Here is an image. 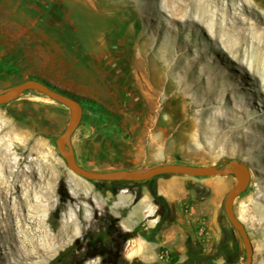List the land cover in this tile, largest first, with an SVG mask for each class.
Segmentation results:
<instances>
[{
    "label": "rangeland",
    "instance_id": "obj_1",
    "mask_svg": "<svg viewBox=\"0 0 264 264\" xmlns=\"http://www.w3.org/2000/svg\"><path fill=\"white\" fill-rule=\"evenodd\" d=\"M259 66L263 72L264 0H0V92L35 79L78 101L83 113L71 144L82 167L248 165L249 185L233 209L251 242V264H264ZM68 117L66 107L33 91L0 106L8 205L25 196L40 203L35 217L50 239L39 258L23 263L12 240L0 243V264L245 263L223 208L234 176H184L186 198L163 221L151 198L136 225L152 237L147 242L122 225L120 199L140 200V185L95 184L67 169L55 140ZM213 180L225 186L221 198ZM98 233L114 239L109 256L93 241Z\"/></svg>",
    "mask_w": 264,
    "mask_h": 264
},
{
    "label": "water",
    "instance_id": "obj_2",
    "mask_svg": "<svg viewBox=\"0 0 264 264\" xmlns=\"http://www.w3.org/2000/svg\"><path fill=\"white\" fill-rule=\"evenodd\" d=\"M28 91L38 93L50 101L60 104L69 110V117L65 129L55 140L58 154L63 159L67 169L76 176L89 182H147L158 177L168 175H183L190 177H214L234 176L235 183L227 192L223 208L227 223L234 230L235 235L245 252V263H252V246L246 228L234 213L233 205L235 199L248 187L250 182V170L243 162L230 161L223 167L211 165H190L180 163H166L154 166L145 171L139 170H112L93 171L78 164L71 144V138L82 118V105L60 91L35 79L24 80L9 89L0 92V106L17 100Z\"/></svg>",
    "mask_w": 264,
    "mask_h": 264
},
{
    "label": "bare ground",
    "instance_id": "obj_3",
    "mask_svg": "<svg viewBox=\"0 0 264 264\" xmlns=\"http://www.w3.org/2000/svg\"><path fill=\"white\" fill-rule=\"evenodd\" d=\"M258 73H264L260 66ZM5 157L6 154L2 152L0 147V166L8 168L6 159L8 157ZM6 188L4 178L0 175V243L5 246V242L7 243L9 240L14 242L13 255L17 258V263L39 258L41 249L46 251L50 240L46 234H42L43 232L41 233L39 230L40 222L35 217V211L41 207V204L32 205L27 199L28 196H25L24 199L17 198L19 201L15 200L12 207H9L7 196L10 193H8L9 189ZM4 190L7 191L4 192ZM18 204L23 206V208L21 207L22 210H19ZM42 235L43 238L41 239ZM31 262H27V264H39L38 262Z\"/></svg>",
    "mask_w": 264,
    "mask_h": 264
},
{
    "label": "crops",
    "instance_id": "obj_4",
    "mask_svg": "<svg viewBox=\"0 0 264 264\" xmlns=\"http://www.w3.org/2000/svg\"><path fill=\"white\" fill-rule=\"evenodd\" d=\"M155 190L157 194L161 195L167 202L169 211L177 209V206L180 205L186 198V187L188 186V179L183 175H168L155 178L153 181ZM208 184L212 185L215 189V196L221 198L224 194V184L222 181L213 180L209 181ZM141 186V195L140 200H133L131 194L122 195L121 202H125L124 209L126 210L125 215L122 220L125 223H122L123 226L129 228L135 227L138 223H141L145 220V213L148 211L146 205L151 202V194L149 191V184L143 183ZM146 249V248H145Z\"/></svg>",
    "mask_w": 264,
    "mask_h": 264
},
{
    "label": "trees",
    "instance_id": "obj_5",
    "mask_svg": "<svg viewBox=\"0 0 264 264\" xmlns=\"http://www.w3.org/2000/svg\"><path fill=\"white\" fill-rule=\"evenodd\" d=\"M153 181H154V179L150 180V181H147V182H123V183L126 184V185H128V184L140 185V184H143V183H148L149 184V191H150V194H151V197H152L153 201L157 205H159L161 210H162V219H161V221H163L164 219H166V217L168 215L169 208H168V204H167L166 200L161 195L157 194V192L155 190V187H154V184H153ZM93 183L98 184L97 182H93ZM124 215H125V212L122 213V216H124ZM117 221H118L117 219L112 220L111 224L113 226H115ZM161 221L159 223H157L154 228L151 229V231H150L151 233H155L158 230V228L161 225ZM140 228L141 227L138 225V226L133 228L132 232L135 233V234H139L145 241L152 242L153 241L152 237H146V233L144 231H141ZM93 241L94 242H98V245H102V247L104 248V250L102 252H100V255L102 257L109 256V254L111 253V251L114 249V246H115L114 239L112 237H109L108 233H98L94 237ZM67 251H68V249L63 251L62 253H60L54 259V262H56V263L61 262L63 260L62 257L66 254ZM59 264H66V263L62 262V263H59Z\"/></svg>",
    "mask_w": 264,
    "mask_h": 264
}]
</instances>
